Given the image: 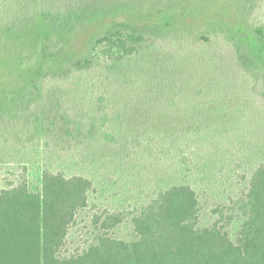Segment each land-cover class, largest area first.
Returning a JSON list of instances; mask_svg holds the SVG:
<instances>
[{"label":"trees","instance_id":"1","mask_svg":"<svg viewBox=\"0 0 264 264\" xmlns=\"http://www.w3.org/2000/svg\"><path fill=\"white\" fill-rule=\"evenodd\" d=\"M4 1L0 140L16 132L17 143L31 146L46 133L36 106L48 87L53 93L63 87L57 83L92 75L100 59L120 65L157 42L172 53L168 64L175 69L206 58L210 68L220 64L230 74L227 78L210 69V75L203 74V62L194 61L197 67L191 68L201 72L187 81L184 69L186 81L178 85L175 75L166 73L164 79L155 72L153 59L155 79L137 87L130 120L148 129L151 137L142 141L158 144L162 154L203 132L223 139L230 127L249 122L244 108L232 110L239 93L264 107V26L256 18L255 0ZM207 75L206 82L199 80ZM129 142L134 144L132 138ZM86 157L96 165L107 159L97 153ZM93 188L84 176L51 171L43 172L40 192L30 190L25 180L0 188V264H264L263 164L243 193L231 198L229 210L239 217L234 241L220 221L203 227L196 191L176 183L139 209L95 213L90 241L67 254L70 231L88 208ZM127 226L131 233L123 238L120 232Z\"/></svg>","mask_w":264,"mask_h":264},{"label":"rangeland","instance_id":"2","mask_svg":"<svg viewBox=\"0 0 264 264\" xmlns=\"http://www.w3.org/2000/svg\"><path fill=\"white\" fill-rule=\"evenodd\" d=\"M1 1L8 3L0 0L1 7L4 6ZM255 1L256 18L264 26V0ZM0 11L6 12V8H0ZM163 48L157 42L151 50L120 65L100 59L92 75L86 73L81 80L57 83L63 87H55L53 93L48 87L42 102L36 106L38 111L41 107L40 117L46 133L26 148L25 143H17L13 138L18 135L16 132L9 140H0V188L15 186L25 180L30 190L40 192L44 171L63 173L67 177L80 175L93 182L89 206L77 216L70 231L67 254L77 253L90 241L95 213L139 209L150 197L176 183L188 184L196 191L203 227L220 221L231 239L236 240L239 217L229 210V206L231 198L243 193L256 167L264 165V143L259 144L264 141L263 103H253L241 93L237 94L232 110L244 108L251 114L249 122L242 121L236 129L230 127L229 135L223 139L205 136L203 132L183 139L179 147L162 154L158 144L142 141L151 137L148 129L139 128L141 125L130 120L133 119L130 113L137 105V87L155 79L151 70L153 59L157 67L155 72L161 71L164 79L175 75L174 78L179 79L178 85L199 75L201 68H191L197 67L194 61L203 62L201 66L206 67L203 74H209L210 69L217 74H226L227 78L230 75L220 64L210 68V60L206 58L188 61L186 69L184 63L179 64L180 70L175 69L169 65L173 63L172 53ZM158 54L161 57H157ZM224 64H227L226 60ZM184 69L188 72L186 80L182 75ZM208 77L202 76L199 80L206 82ZM27 133L25 131L23 135L28 136ZM129 138L134 144H130ZM135 141H142V144ZM89 153L106 155L107 159L96 165L86 157ZM229 217L235 220L229 222ZM130 233L127 226L120 236L124 238Z\"/></svg>","mask_w":264,"mask_h":264}]
</instances>
